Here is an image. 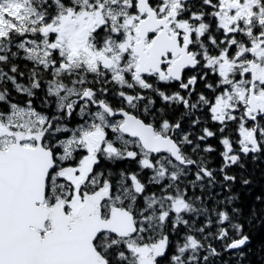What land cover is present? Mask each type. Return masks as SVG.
Masks as SVG:
<instances>
[{"label":"snow or ice","instance_id":"snow-or-ice-1","mask_svg":"<svg viewBox=\"0 0 264 264\" xmlns=\"http://www.w3.org/2000/svg\"><path fill=\"white\" fill-rule=\"evenodd\" d=\"M0 264H264V0H0Z\"/></svg>","mask_w":264,"mask_h":264}]
</instances>
